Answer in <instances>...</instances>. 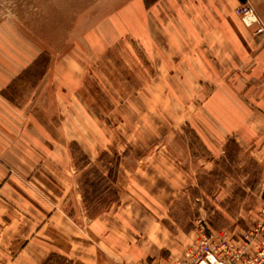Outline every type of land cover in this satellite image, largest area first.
Returning a JSON list of instances; mask_svg holds the SVG:
<instances>
[{
    "label": "rangeland",
    "instance_id": "1",
    "mask_svg": "<svg viewBox=\"0 0 264 264\" xmlns=\"http://www.w3.org/2000/svg\"><path fill=\"white\" fill-rule=\"evenodd\" d=\"M128 1L0 0V31L24 65L6 95L23 105L48 72L55 80L74 68L79 120L68 149L84 217L132 221L134 231L137 220L156 239L164 225L185 244L181 255L176 244L173 255L161 251L141 264H196L200 244L251 256L264 244V29L252 33L255 25L235 10L250 57L234 59L209 42L206 66L186 55L183 72H156L128 31L110 27ZM233 62L240 70L225 72ZM48 264L68 262L52 256Z\"/></svg>",
    "mask_w": 264,
    "mask_h": 264
},
{
    "label": "crops",
    "instance_id": "2",
    "mask_svg": "<svg viewBox=\"0 0 264 264\" xmlns=\"http://www.w3.org/2000/svg\"><path fill=\"white\" fill-rule=\"evenodd\" d=\"M240 1L250 4L264 22V0H158L149 8L143 0H132L115 11L110 27L119 35L128 31L152 66H158L154 71L183 72L180 58L186 55L207 65L206 56H212L206 52L209 42L224 45L234 59L250 57L251 38L235 16ZM253 27L252 33L257 26ZM9 36L0 31V264H48L52 256L68 264H141L161 251L173 255L176 244L181 255L182 236L164 225L158 226L156 239L149 225L140 228L137 220L134 227L140 230L134 231L132 221L125 225L117 217H84L68 149L76 137V116L79 120L71 75L75 70L56 72L55 80L48 72L30 101H13L6 91L20 78L24 65L21 49L12 47ZM259 53L264 57V43ZM239 70L234 62L224 69ZM80 111L83 121L85 116L91 120L81 107ZM248 126L251 129V123ZM83 129L89 132L87 126ZM247 131L241 133L246 143ZM258 132L264 135L262 127Z\"/></svg>",
    "mask_w": 264,
    "mask_h": 264
},
{
    "label": "built area",
    "instance_id": "3",
    "mask_svg": "<svg viewBox=\"0 0 264 264\" xmlns=\"http://www.w3.org/2000/svg\"><path fill=\"white\" fill-rule=\"evenodd\" d=\"M245 26H257V32H261L264 28L256 18L254 10L248 3H242L236 9ZM259 25V26H258ZM199 249L194 250L193 254L196 264H264V244H262L251 256L246 255L245 251L225 252L224 249L215 248V245L200 244ZM229 249V247L227 248Z\"/></svg>",
    "mask_w": 264,
    "mask_h": 264
},
{
    "label": "trees",
    "instance_id": "4",
    "mask_svg": "<svg viewBox=\"0 0 264 264\" xmlns=\"http://www.w3.org/2000/svg\"><path fill=\"white\" fill-rule=\"evenodd\" d=\"M157 1H158V0H143V3H144V6H145L146 8H149V7H151L152 5H154ZM83 200H84V202L86 201V200H85V196L83 197Z\"/></svg>",
    "mask_w": 264,
    "mask_h": 264
}]
</instances>
